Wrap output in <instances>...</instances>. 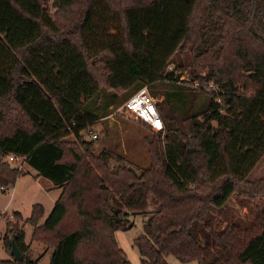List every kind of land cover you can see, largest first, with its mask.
Instances as JSON below:
<instances>
[{
  "label": "trees",
  "instance_id": "obj_1",
  "mask_svg": "<svg viewBox=\"0 0 264 264\" xmlns=\"http://www.w3.org/2000/svg\"><path fill=\"white\" fill-rule=\"evenodd\" d=\"M183 51L215 88L207 104L163 114L148 167L111 169L82 140L98 120L83 103L179 80ZM10 154L61 189L43 223L39 203L24 219L52 248L48 264H131L115 239L130 211L148 215L133 239L140 264H264V0H0V192L25 174ZM231 196L255 216L219 228ZM11 233L3 243L14 236L22 259L0 264H37L23 229Z\"/></svg>",
  "mask_w": 264,
  "mask_h": 264
},
{
  "label": "rangeland",
  "instance_id": "obj_2",
  "mask_svg": "<svg viewBox=\"0 0 264 264\" xmlns=\"http://www.w3.org/2000/svg\"><path fill=\"white\" fill-rule=\"evenodd\" d=\"M50 9L51 12L54 11L51 7ZM175 61L179 80L172 81L171 84L143 85L135 83L126 90L102 89L83 103V107L94 113L98 120L96 124L88 128L91 131L90 134H88V130L81 133L82 140L93 141L90 151L94 156L106 153L108 166L111 169L118 165L131 167L136 171L148 167L150 149L148 141L154 140L157 133L160 134L159 139L162 140L165 124H168L164 120L163 114L166 113L170 117L180 120L179 118L184 116V112L190 114L199 112L207 104L208 93L215 88L210 83L194 80L193 78L196 76L190 75V70L194 69L192 56L187 51H183L175 57ZM197 72H201L197 73L200 77L204 75L202 69ZM141 88H146L158 109L157 119L160 126L156 128L136 119L127 107L129 98ZM158 103L162 104L163 112H160ZM65 139L70 147L81 152V149L78 148L82 143L81 139H75L71 135ZM17 168L25 174L19 176L13 186L0 192V258L9 257L10 248L3 243L4 235H13L11 230L18 227L24 231L26 255L36 258L37 264H48L52 248L39 240L30 238L33 228L25 224L24 218L29 217L32 205L39 203L44 208V215L39 220L40 224L43 223L53 207L56 193L59 190L48 188L47 185L51 182L44 177L36 176V171L29 169L25 162ZM240 198L244 200V203H239ZM251 203L253 202L243 196H231L220 216L221 221L218 227H223L231 217L244 224L248 223L255 216V209ZM14 210L20 211V216L14 215ZM147 217V213L130 211L128 218L133 222V226L129 230L115 232L117 244L131 264H140V254L133 246V239L142 232L143 223ZM166 260L169 264H186L180 262L173 255H167ZM191 264H196V262Z\"/></svg>",
  "mask_w": 264,
  "mask_h": 264
},
{
  "label": "built area",
  "instance_id": "obj_3",
  "mask_svg": "<svg viewBox=\"0 0 264 264\" xmlns=\"http://www.w3.org/2000/svg\"><path fill=\"white\" fill-rule=\"evenodd\" d=\"M127 107L131 114L141 121L142 123L156 128L160 126L158 117V109L154 103L153 98L148 93L146 88H141L137 90L128 100ZM91 131L88 130V134H90ZM7 161L11 163H15L21 167L23 163V158L16 157L12 154L7 156ZM3 189V188H1Z\"/></svg>",
  "mask_w": 264,
  "mask_h": 264
},
{
  "label": "water",
  "instance_id": "obj_4",
  "mask_svg": "<svg viewBox=\"0 0 264 264\" xmlns=\"http://www.w3.org/2000/svg\"><path fill=\"white\" fill-rule=\"evenodd\" d=\"M9 254L14 260L22 259V252L18 247V245L16 244L14 236H12L10 240Z\"/></svg>",
  "mask_w": 264,
  "mask_h": 264
},
{
  "label": "crops",
  "instance_id": "obj_5",
  "mask_svg": "<svg viewBox=\"0 0 264 264\" xmlns=\"http://www.w3.org/2000/svg\"><path fill=\"white\" fill-rule=\"evenodd\" d=\"M27 167H29V166L27 165ZM29 169H32V168L29 167ZM33 170H34V169H33ZM36 176H37V172H36ZM47 180H48V179H47ZM48 181H49V180H48ZM49 182H50V181H49ZM47 186H48V188H50V189H51V188H52V189H53V188H57V187H55V186L52 184V182L49 183ZM57 189H58L59 191L56 193V196H55V199H54L55 201H56V199L58 198V196H59V194H60V191H61L60 188H57ZM55 201H54V202H55ZM14 211H18V210H14ZM18 212H20V211H18ZM20 213H21V212H20ZM24 219H25V218H24ZM30 238H31V235H30Z\"/></svg>",
  "mask_w": 264,
  "mask_h": 264
}]
</instances>
